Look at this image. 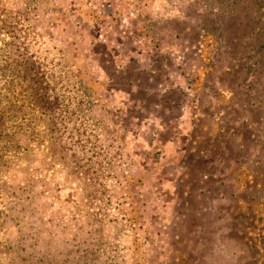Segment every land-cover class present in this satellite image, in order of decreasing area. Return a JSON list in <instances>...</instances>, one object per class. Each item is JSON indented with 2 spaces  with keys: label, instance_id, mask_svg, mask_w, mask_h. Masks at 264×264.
<instances>
[{
  "label": "rangeland",
  "instance_id": "374dc122",
  "mask_svg": "<svg viewBox=\"0 0 264 264\" xmlns=\"http://www.w3.org/2000/svg\"><path fill=\"white\" fill-rule=\"evenodd\" d=\"M7 2L102 124L0 163V264H264V0Z\"/></svg>",
  "mask_w": 264,
  "mask_h": 264
},
{
  "label": "trees",
  "instance_id": "16d2710c",
  "mask_svg": "<svg viewBox=\"0 0 264 264\" xmlns=\"http://www.w3.org/2000/svg\"><path fill=\"white\" fill-rule=\"evenodd\" d=\"M41 0H33L36 4ZM25 2V1H24ZM23 2V3H24ZM38 8L10 7L0 0V163L15 156L22 161L34 149L62 151L92 144L100 121H90L91 89L75 76L61 57L42 59L33 49L43 45L44 35L33 21ZM93 128V129H91ZM95 147V144L92 145ZM74 155V154H73ZM20 171L26 172L19 166Z\"/></svg>",
  "mask_w": 264,
  "mask_h": 264
}]
</instances>
